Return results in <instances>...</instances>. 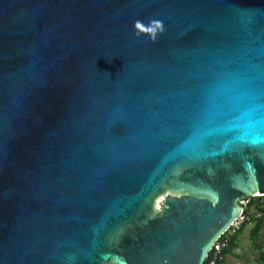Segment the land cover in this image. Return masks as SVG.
I'll return each instance as SVG.
<instances>
[{
    "label": "water",
    "instance_id": "obj_1",
    "mask_svg": "<svg viewBox=\"0 0 264 264\" xmlns=\"http://www.w3.org/2000/svg\"><path fill=\"white\" fill-rule=\"evenodd\" d=\"M254 195L264 0H0V264H201Z\"/></svg>",
    "mask_w": 264,
    "mask_h": 264
},
{
    "label": "crops",
    "instance_id": "obj_2",
    "mask_svg": "<svg viewBox=\"0 0 264 264\" xmlns=\"http://www.w3.org/2000/svg\"><path fill=\"white\" fill-rule=\"evenodd\" d=\"M218 264H264V214L244 222L222 249Z\"/></svg>",
    "mask_w": 264,
    "mask_h": 264
},
{
    "label": "built area",
    "instance_id": "obj_3",
    "mask_svg": "<svg viewBox=\"0 0 264 264\" xmlns=\"http://www.w3.org/2000/svg\"><path fill=\"white\" fill-rule=\"evenodd\" d=\"M247 200L239 213L211 243L201 264H218V262L222 260V249L227 245L229 237L234 234L244 222H248L264 214V201L257 205L250 204L244 208Z\"/></svg>",
    "mask_w": 264,
    "mask_h": 264
},
{
    "label": "clouds",
    "instance_id": "obj_4",
    "mask_svg": "<svg viewBox=\"0 0 264 264\" xmlns=\"http://www.w3.org/2000/svg\"><path fill=\"white\" fill-rule=\"evenodd\" d=\"M151 24H152V27H149V28L145 29L143 27V25L138 21L136 23V27L138 29H140L141 31L148 32L151 35V38L153 40H155L157 32H161L162 33L164 31V26H163V23L161 21H159V20L151 21Z\"/></svg>",
    "mask_w": 264,
    "mask_h": 264
},
{
    "label": "trees",
    "instance_id": "obj_5",
    "mask_svg": "<svg viewBox=\"0 0 264 264\" xmlns=\"http://www.w3.org/2000/svg\"><path fill=\"white\" fill-rule=\"evenodd\" d=\"M264 196V195H258V196H250L249 199L246 202V205L244 206V208L250 204L253 205H257L259 203H261L262 201H260V198Z\"/></svg>",
    "mask_w": 264,
    "mask_h": 264
},
{
    "label": "snow or ice",
    "instance_id": "obj_6",
    "mask_svg": "<svg viewBox=\"0 0 264 264\" xmlns=\"http://www.w3.org/2000/svg\"><path fill=\"white\" fill-rule=\"evenodd\" d=\"M156 207H157V209L160 208V202L159 201L156 202Z\"/></svg>",
    "mask_w": 264,
    "mask_h": 264
},
{
    "label": "rangeland",
    "instance_id": "obj_7",
    "mask_svg": "<svg viewBox=\"0 0 264 264\" xmlns=\"http://www.w3.org/2000/svg\"><path fill=\"white\" fill-rule=\"evenodd\" d=\"M260 201H264V196H262V197L260 198Z\"/></svg>",
    "mask_w": 264,
    "mask_h": 264
}]
</instances>
